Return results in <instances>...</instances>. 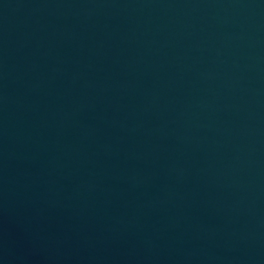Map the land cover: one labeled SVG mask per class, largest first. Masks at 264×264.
<instances>
[{
    "label": "water",
    "instance_id": "95a60500",
    "mask_svg": "<svg viewBox=\"0 0 264 264\" xmlns=\"http://www.w3.org/2000/svg\"><path fill=\"white\" fill-rule=\"evenodd\" d=\"M0 264H264V0H0Z\"/></svg>",
    "mask_w": 264,
    "mask_h": 264
}]
</instances>
